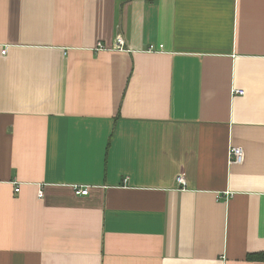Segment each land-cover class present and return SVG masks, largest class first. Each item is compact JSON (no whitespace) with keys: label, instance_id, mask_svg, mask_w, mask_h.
I'll list each match as a JSON object with an SVG mask.
<instances>
[{"label":"crops","instance_id":"crops-1","mask_svg":"<svg viewBox=\"0 0 264 264\" xmlns=\"http://www.w3.org/2000/svg\"><path fill=\"white\" fill-rule=\"evenodd\" d=\"M259 252L264 0H0V264Z\"/></svg>","mask_w":264,"mask_h":264},{"label":"built area","instance_id":"built-area-1","mask_svg":"<svg viewBox=\"0 0 264 264\" xmlns=\"http://www.w3.org/2000/svg\"><path fill=\"white\" fill-rule=\"evenodd\" d=\"M124 45H125V43H124V39H123V37L121 36V35H118V36H116V38H115V45H114V48L116 49V50H119V51H122V50H125V48H124ZM99 48H101L102 46H101V44L99 43V46H98ZM149 50H152L153 49V46H149V48H148ZM6 50H2V52L4 53ZM237 92L238 93H242V91L241 90H237ZM228 154H229V158L232 160V161H234V162H241L242 161V159H243V150H242V148L241 147H239V146H231L230 148H229V152H228ZM124 181H126V179H124ZM177 181L179 182V183H181V184H184V180H183V178L181 177V176H178L177 177ZM18 186H16L15 188H14V191L15 192H17L18 191ZM74 193L75 194H79V195H86V194H88V187H85V186H74ZM39 196H42V192L41 191H39V194H38Z\"/></svg>","mask_w":264,"mask_h":264},{"label":"trees","instance_id":"trees-1","mask_svg":"<svg viewBox=\"0 0 264 264\" xmlns=\"http://www.w3.org/2000/svg\"><path fill=\"white\" fill-rule=\"evenodd\" d=\"M247 259L256 260V261H264V252L248 254Z\"/></svg>","mask_w":264,"mask_h":264}]
</instances>
